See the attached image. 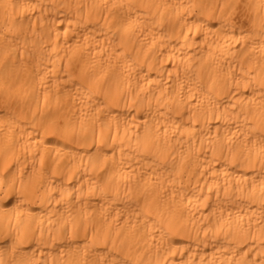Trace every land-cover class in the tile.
<instances>
[{"label":"bare ground","instance_id":"6f19581e","mask_svg":"<svg viewBox=\"0 0 264 264\" xmlns=\"http://www.w3.org/2000/svg\"><path fill=\"white\" fill-rule=\"evenodd\" d=\"M0 264H264V0H0Z\"/></svg>","mask_w":264,"mask_h":264}]
</instances>
